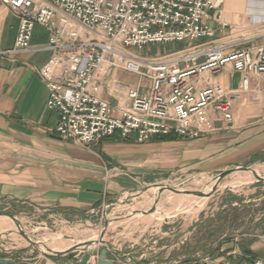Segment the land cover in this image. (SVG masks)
Returning a JSON list of instances; mask_svg holds the SVG:
<instances>
[{"label": "crops", "instance_id": "obj_1", "mask_svg": "<svg viewBox=\"0 0 264 264\" xmlns=\"http://www.w3.org/2000/svg\"><path fill=\"white\" fill-rule=\"evenodd\" d=\"M213 1L221 6L220 12L213 11L208 21L216 29V35L199 45H219L224 47L225 53H231L263 44L264 24L258 21L264 18V0ZM18 27L17 17L0 0V51L14 48ZM48 40V33L37 26L32 48L46 46ZM182 52L193 51L186 45L152 60L171 62ZM51 56L48 51L0 56V202L20 206L49 222L64 220L92 225L99 220L92 211L99 212L129 200L149 182L188 172L219 174L264 162L262 80L251 78L249 92L233 102L232 122L225 123L219 115L209 111L214 131L196 140L154 138L141 144L134 136L127 139L117 136L85 148L62 140L55 131L59 116L47 109L49 90L40 76L41 68ZM123 73L106 68L93 82L91 92L115 107L129 105L126 88H138L142 94H147L148 80L139 77L138 82L123 83ZM241 81V75L228 67L219 75L204 74L196 86L198 90L212 87L230 96L240 90ZM243 203L235 199L228 201L229 206L224 208L240 211ZM239 237L230 244L234 254L243 249L250 257L264 259V232H260V236L256 233L241 235V243ZM111 247L109 259L118 264ZM217 248V251L225 249L220 243ZM174 249L164 245L154 250L153 257L161 255L163 262L152 260L149 263L138 257L132 263L200 264V257L210 255L197 253L195 257L178 245L172 256ZM138 252L140 254V250Z\"/></svg>", "mask_w": 264, "mask_h": 264}, {"label": "built area", "instance_id": "obj_2", "mask_svg": "<svg viewBox=\"0 0 264 264\" xmlns=\"http://www.w3.org/2000/svg\"><path fill=\"white\" fill-rule=\"evenodd\" d=\"M2 1L19 27L14 48L0 51V56L51 52L40 70L49 90L47 109L59 116L57 135L85 148L117 136H134L141 144L154 138L196 140L214 131L209 111L232 122V104L249 92L251 78L264 81V42L231 53L223 46L198 44L216 35L208 21L221 6L213 0ZM258 22L264 24V18ZM37 26L49 40L46 46L32 48ZM182 43L193 52H182L171 62L155 63L132 54ZM228 67L242 77L239 91L225 96L212 87L197 89L204 74L219 75ZM106 68L148 80L147 94L126 88V107L97 97L91 87ZM84 255L75 264H81ZM90 255L87 264H98V253ZM245 264H264V259Z\"/></svg>", "mask_w": 264, "mask_h": 264}, {"label": "rangeland", "instance_id": "obj_3", "mask_svg": "<svg viewBox=\"0 0 264 264\" xmlns=\"http://www.w3.org/2000/svg\"><path fill=\"white\" fill-rule=\"evenodd\" d=\"M185 46V43L156 45L142 52L133 50L132 54L153 61L154 57H162L174 48L180 49ZM138 78L136 75L124 72L122 82H138L141 80ZM239 167H251L260 174L261 178H264V162ZM231 169L209 175L188 172L165 180L149 182L145 188L139 190V194L129 200L127 198L125 202H118L99 211L97 215L99 220L92 225L77 221L67 223L64 220L49 222L20 206L15 207L0 202V212L16 217L22 231L32 241L39 243L36 248L24 238L26 244L17 225L12 232L0 231V259L13 260L18 264H45L49 263L47 261L49 258L56 264H75L84 252L78 253L70 260L67 257H47L45 254L50 253H45L41 248L57 240L68 241L74 246L88 238L97 240L103 227L106 226V220L108 229L104 240L112 246L111 250L118 264H133L132 262L138 257L149 263L152 260L162 261L161 255L153 256L154 250L164 245L175 248L172 256L178 245L180 249L184 248L195 257L197 253L200 256L202 253L210 254L200 257L202 260L200 264H224L228 261L247 263L251 259L260 258L248 256L243 249L234 254L230 244L239 236V242H243L241 235L256 233L260 236V232H264V181H259L253 174L235 172L226 176L209 197L198 196V193L211 191L218 176ZM168 188L182 193H171ZM235 199L245 202L240 211L235 208H224L225 205L229 206L228 201L233 202ZM221 212L222 214H218ZM102 216L103 220H101ZM0 218L9 217L0 216ZM164 228H167L166 232ZM14 235L19 237L14 238ZM219 243L224 246L223 251L221 249L217 251L216 247ZM104 247L105 245L93 246L86 252L97 254L98 250Z\"/></svg>", "mask_w": 264, "mask_h": 264}, {"label": "water", "instance_id": "obj_4", "mask_svg": "<svg viewBox=\"0 0 264 264\" xmlns=\"http://www.w3.org/2000/svg\"><path fill=\"white\" fill-rule=\"evenodd\" d=\"M235 172H251L255 177L258 178L259 181H264V178H261L260 174H258V172H256L254 169H252L251 167H237V168H233L227 172H224L222 174H220L218 176V178L216 179V184L214 186V188L209 191L208 193H198V196L200 197H209L211 195V193L213 191H215L216 189V186H218L220 184V182L228 175L232 174V173H235ZM168 190L171 192V193H174V194H181L182 192L176 190V189H172V188H168ZM155 209V208H154ZM154 211V210H153ZM0 216H7L9 217L10 219H12L18 229L20 230V234L22 237H24L32 246L38 248V244L39 243H36L34 241H32V239L24 232L22 231V227L19 223V221L16 219V217H14L13 215L9 214V213H6V212H0ZM105 225L100 233V237L99 239L97 240H92V238H88L86 239L85 241H82V242H78L76 243V245L68 250L67 252H54V253H50V254H45L47 257H50V258H53V257H67L68 259L72 260L74 259L78 253L80 252H84L85 255H84V258L81 262V264H87L88 261L90 260L91 258V255L89 253H87L86 251L88 249H90L91 247L93 246H103L105 245L104 248H100L98 250V255H99V260H98V264H114V262L112 260L109 259V248L111 247V245L104 240V235L108 229V221L106 220L105 221ZM0 264H18L16 263L15 261L13 260H8V259H0Z\"/></svg>", "mask_w": 264, "mask_h": 264}, {"label": "bare ground", "instance_id": "obj_5", "mask_svg": "<svg viewBox=\"0 0 264 264\" xmlns=\"http://www.w3.org/2000/svg\"><path fill=\"white\" fill-rule=\"evenodd\" d=\"M264 5V4H263ZM257 172V171H256ZM245 174L251 175V172H245ZM137 224V223H136ZM16 226V224L14 223V221L10 218H0V231L3 232H12L14 230V227ZM18 228V227H17ZM99 234V233H98ZM14 238H18L19 236L14 235ZM47 236V235H45ZM95 236V235H94ZM97 236V235H96ZM100 236V234H99ZM116 236V235H115ZM109 238V237H108ZM110 239V238H109ZM24 240V237H23ZM24 242L27 244V242L24 240ZM24 246V245H23ZM74 247L73 244H71L70 242H61L59 240H57L56 242H54L51 245H46L45 247H42L41 249L45 252V253H51V252H67L68 250L72 249Z\"/></svg>", "mask_w": 264, "mask_h": 264}]
</instances>
